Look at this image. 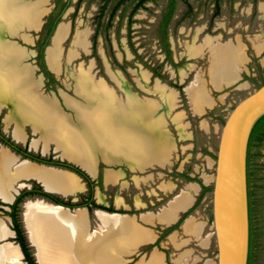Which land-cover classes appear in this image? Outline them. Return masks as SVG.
<instances>
[{
  "label": "rangeland",
  "instance_id": "rangeland-1",
  "mask_svg": "<svg viewBox=\"0 0 264 264\" xmlns=\"http://www.w3.org/2000/svg\"><path fill=\"white\" fill-rule=\"evenodd\" d=\"M58 1L26 0L24 7L30 9L40 6L42 15L39 21L43 23L55 10ZM121 1L70 0L69 7L63 13L58 25L60 27L61 24H66L69 27L68 34L60 45V66L59 68L51 67L49 62L50 68L47 66L52 71L54 82L48 83L50 80L39 67L37 54L43 30L30 26V19L24 22L26 24L29 22L27 26L24 24L17 27V30H1L0 42L11 46L14 50L24 51L22 66L35 68V79L41 81L42 93L55 97L61 104H63L64 97L79 100L80 95L76 88L78 74L81 70L89 71L96 81H104L114 87L119 95H123L128 90L137 97L154 99L159 86L175 90L180 100L179 110L186 111L194 137L187 143L178 141L179 156L170 170L155 169L149 172L153 176L151 186L146 185L137 190L131 185L124 195L128 200L140 195L139 197L146 202L144 210L129 213L154 212L176 194L187 190L190 182L198 183L202 186V192L197 197L194 208L189 211V215L193 217V221L204 222L205 233L208 234L213 226L214 183L212 180L208 184V178L211 176L214 179L215 175L213 166H209L208 158L216 160V157L207 149L211 147L217 154L221 130L230 112L241 100L264 84V0H177L176 10L168 27V39L172 50L171 61L166 60V52L159 33L160 19L164 10L169 6V0L147 1L133 15V18H130V14L140 0H126L114 12ZM64 3L65 0L61 6ZM57 32L58 29L54 33L55 37ZM82 32L87 33V47L75 51L74 57H70L75 39ZM208 39L215 40V42L218 40V44H236L242 54V61L237 67L238 79L233 84L221 90H213L209 83L211 95L216 104L204 115V118L211 119L210 123L218 126L217 134L212 140L203 138L197 133L200 118L192 116L185 94L187 87L194 83L198 85V75L203 77V81L208 82L209 80L207 70L211 64L210 54L195 58L186 55V49L189 46L194 44L199 46L204 42L206 45ZM51 47H53L52 41L45 50L49 51L48 48ZM214 58L213 71L216 78L220 66L215 55ZM238 62V60L235 61L233 67ZM152 69H157L159 76L156 77ZM6 113L5 111L0 115L2 120ZM31 137L37 138L36 136ZM189 144L193 146L182 151V148ZM56 148L60 149L57 145ZM61 151L65 155L63 150ZM54 153L61 159L60 153L55 151ZM106 168L113 169L102 165L100 166L102 173ZM126 178L130 181L129 173ZM165 182L174 183L176 187L168 197L160 200L162 193L157 190V187ZM205 183L209 186H205ZM203 187L210 190L205 192L200 199ZM251 190L254 201L252 264H264V140L253 150ZM101 193L104 194L107 205L113 206L114 188L112 186L103 187V190L96 188L95 197L98 199ZM27 202L21 207V223L24 230L23 213L27 215L30 205L40 203L48 205L37 199H30ZM6 209L9 208L6 207ZM2 211L0 209V219L4 220L13 230L11 218ZM184 216L178 224L167 229L154 226L153 229L158 235L157 241L143 247L127 264H135L143 257L150 255L154 249L166 254L167 264H175L174 259L189 249L192 250V256L180 264H200V259L198 260L197 257L203 259L201 263L209 257L212 258L214 255L209 251H205V256H203L204 250L198 247L196 240L189 242L179 250L170 244L169 236L173 230L179 233V239L190 237L180 229L184 224ZM89 227H91L89 228L91 236L103 234L105 231L104 227L103 230L101 229L94 214L89 215ZM170 228L174 229L167 232ZM27 240L29 242L28 238ZM14 241L15 238L5 239L0 241V245ZM13 244L16 245V243ZM29 245L31 246L30 242ZM22 261L26 262L24 259Z\"/></svg>",
  "mask_w": 264,
  "mask_h": 264
},
{
  "label": "crops",
  "instance_id": "crops-1",
  "mask_svg": "<svg viewBox=\"0 0 264 264\" xmlns=\"http://www.w3.org/2000/svg\"><path fill=\"white\" fill-rule=\"evenodd\" d=\"M18 3L19 7L22 9L25 8V0H20ZM20 21L21 26L25 24L23 17H21ZM213 45L215 46L214 48H217L218 46V49H216L218 51L226 49L227 47L231 48L236 54H238L237 58L240 60L238 59L239 62L233 67L235 78L229 83H219L217 82V79L214 76L215 72L213 71L215 54L209 45L206 46L204 42L199 46L194 44L186 49V55L191 58L202 57L210 54L209 58L211 60V64L207 70L209 76L208 82L203 81V77L198 75V85L194 83L185 89L186 98L188 100L192 116L200 118L199 130L197 133H199V135L203 138H208L209 140H212V138L216 136L218 130V126L210 123L211 119L204 118V115L209 110H212L216 104V101L211 95L209 83L213 90H221L230 86L238 79L239 71L237 67L242 61V54L239 53V47L236 44H218V40L216 42L214 40ZM195 47L200 50L198 54L191 51L192 48ZM16 51H18L17 53L23 55L22 59L17 60V66L23 69L26 68L30 72L28 80L23 82L20 86L21 91H24V94L22 93V95L26 100H29L38 106L51 104L55 109V116L58 115L70 128L75 127L84 133H87L90 128L98 130L97 137L94 141L91 140L89 144L93 157V161L91 163L93 171L79 162L78 159L68 155H63L61 151L62 149L58 150L56 148V143L53 141L50 142L48 144V148L45 149L40 131L36 130L33 123L24 121V119L21 118V112L24 109V105L20 103L19 99L14 101L11 97H2L0 100V115H2L5 111L7 112L3 119L4 131L7 134L12 135L14 140L23 144H26L31 136H36L37 138L31 137L30 139V147L33 150H40L43 154H49L53 148L55 152L60 153L61 159L67 160L81 167L93 179L98 177L100 166L104 165L106 167L113 168H106L103 172L104 187L106 188L112 186L114 188L113 205L117 210H123L125 213H111V215L115 214L123 217H129L135 229L132 237L121 243V247L115 253L119 264H127L143 247L154 244L157 241L158 235L153 229L154 226H161V229H167L178 224L183 218V215H185V218L183 219L184 224H182L180 229L190 237L188 239H179V233L173 230L169 236L170 244L174 246L175 249L179 250L184 248L189 242L196 240L198 242V247L204 250L203 256H205V251H209L210 253L212 252L214 255L212 258L209 257L204 260L203 263H201L203 259L201 257H197L198 260L200 259V264H218L217 241L214 225L212 226V231L206 234L204 222L193 221V217L189 215V211L194 208L198 199L197 197L202 192V186L200 184L190 182L187 190H182L172 199L168 200L164 206L159 208L158 211L154 212L144 211L138 214L129 213L142 209L144 210L146 208V202L139 197L140 195L136 198L131 197L129 200L124 195V192L130 189L131 185L137 190H140L141 187L146 185L151 186L153 176L152 174L150 175L149 172L155 169L170 170L179 156L178 141L181 143H187L193 139L194 132L191 129V123L187 120L188 115L185 110H179L180 100L178 93L175 90L159 86L154 99L137 97L128 90L125 91L123 95H119L114 87H111L106 82H103L108 92L112 95L113 103L104 108L105 110L102 114V122L97 120L98 122L93 124L90 112L94 111L97 107L96 103L100 101L97 95L90 96L88 93V95L82 93L78 86L76 89L80 95L79 100L64 97L63 104H61L55 97L44 95V93H42L41 81L35 79V68L22 66L24 51L17 49ZM235 53L233 54L235 55ZM194 90H202V93L204 94L205 98L201 101L200 105H197L192 99L191 94ZM138 107L148 109L147 118L145 119L143 117L145 120L142 118L140 119L137 116L136 111ZM65 109L70 113H68ZM95 112H97V110H95ZM50 113L53 112L50 111ZM106 125H110L113 129L114 137H111L107 133ZM172 130H174L175 134ZM94 134L95 133H92L93 136H95ZM126 136L128 142L124 143L122 137ZM147 139L151 141L150 146L146 145ZM111 141L114 142V144H111ZM192 146L193 145L189 144L188 146L183 147L182 151L186 148L190 149ZM207 150L217 157L214 149L208 147ZM208 160L209 166L211 167L212 165L214 170H216V160L211 157H209ZM28 164L31 165L34 170L39 171L42 169H53L72 175L77 179L79 186L77 189H73L66 193H64L62 189L57 190L49 188L43 179L27 175L25 173L23 169H25ZM2 169H5L2 177V191L3 194L9 197L10 200L5 199L3 196H0V199L8 204H12L15 201L16 196L20 193V190L31 188V183L33 181L42 185L46 192L57 194L65 198L77 197L80 193L85 191V185L77 174L71 171L37 164L30 160H23L21 157L12 153L10 149L5 147L0 149V170ZM127 172L130 174V181L126 178L128 175ZM212 178L213 177L211 176L208 178V184L213 180ZM204 185L209 186L206 183ZM175 187L176 184L171 182H165L157 187V190L162 193L160 194V200H163L164 197H168ZM183 193H189L191 195L192 199L190 204L186 208L179 210L172 221H167V210L170 209L171 204L179 199ZM98 199L107 205L104 194L101 193ZM79 209L86 210L89 218V212L86 208ZM99 212L103 211L96 210L94 215L103 230L104 226H102L103 224L98 217ZM187 215L189 216L187 217ZM198 228H200V230H198ZM89 235H91L90 230ZM191 256L192 250L189 249L174 259L173 262L175 264H180L183 260H186V258ZM154 257H157L159 264H167L166 254L158 249H154L150 255L143 257L135 264H149Z\"/></svg>",
  "mask_w": 264,
  "mask_h": 264
},
{
  "label": "bare ground",
  "instance_id": "bare-ground-1",
  "mask_svg": "<svg viewBox=\"0 0 264 264\" xmlns=\"http://www.w3.org/2000/svg\"><path fill=\"white\" fill-rule=\"evenodd\" d=\"M19 1L0 0V35L2 34L1 30H17V27L21 26V17H23L24 22L30 19V24L34 23L33 25L37 26L42 12L41 8L35 6L30 9L27 7L22 9L18 6ZM68 31V25H60L54 38L53 47L49 48L47 54L51 67L59 68L60 66V45L67 36ZM207 45L212 49L220 66L216 77L217 82H231L235 78L232 67L234 62L239 59L237 58L238 54L228 47L220 51L216 50L218 46L214 48L212 39L207 40ZM86 47L87 33L82 32L75 39L74 46L70 51V57H74L75 51ZM191 51L196 53L199 49L192 48ZM17 52L11 46L3 45L0 42V100L2 97H11L14 101L19 99L20 103L24 105L21 118L24 121L33 123L36 130L40 131L45 149L53 141L58 148L63 150L65 155L78 159L79 162L93 171L91 166L93 157L89 144L91 140L94 141L97 137L98 130L90 128L87 133H84L75 127L70 128L58 115L55 116V109L51 104L39 105V107L35 103L26 100L22 95L24 91H21L20 86L28 80L30 72L26 68L23 69L17 66V60L23 58V55ZM103 82H96L87 70H81L78 74L77 83L79 90L82 93L90 94V96L97 95L100 99L96 103L97 109L95 108L93 112H90L93 124L97 123V120L102 122L104 108L113 103L112 95L108 92ZM191 96L197 105H200L205 98L200 90H194ZM50 111L53 113H50ZM136 114L140 119L145 120L146 116H148V109L138 107ZM106 131L111 137H114L113 129L110 125H106ZM92 133H95V136ZM122 140L124 143L128 142L127 136L122 137ZM112 143L114 144L111 141ZM150 143L151 141L147 139L146 145L150 146ZM4 170H0V196L10 200L2 191ZM23 170L27 175L43 179L49 188L62 189L64 193L77 189L79 186L74 176L60 171L53 169L38 171L34 170L29 164ZM191 199L189 193H183L179 199L172 203L170 209L166 212L167 221H172L179 210L186 208L190 204ZM39 201L42 202L41 200ZM48 205L41 203L39 205L32 204L27 215L25 213V225L28 234L31 235V243L37 249L39 264H119L115 253L121 247V243L132 237L135 230L129 217L111 215V213L108 214L105 211L99 212L98 217L105 231L103 234L91 236L89 235V218L86 210L79 209L74 212L62 206ZM12 232L7 223L0 219V241L10 238L13 235ZM0 264H24L19 246L13 243L0 245ZM149 264H159L157 257L152 258Z\"/></svg>",
  "mask_w": 264,
  "mask_h": 264
},
{
  "label": "water",
  "instance_id": "water-1",
  "mask_svg": "<svg viewBox=\"0 0 264 264\" xmlns=\"http://www.w3.org/2000/svg\"><path fill=\"white\" fill-rule=\"evenodd\" d=\"M28 23H25V26ZM43 23L38 21L37 26L33 25L34 23H29V25L36 26L41 30ZM58 27L57 29H59ZM54 38L55 35L52 38V45ZM47 53L48 50L46 51V62L49 67ZM262 117H264V84L234 107L221 130L216 157V170L213 179V225L217 241L218 264L249 263L251 221L248 184V150L252 132ZM58 169L67 170L63 168ZM41 201L45 203L44 199ZM62 207L70 211L79 209ZM23 222L25 224V213H23ZM24 228L27 238L31 243L26 225ZM12 231L13 236L11 239L15 238L16 234L14 230ZM13 243L19 246L22 259H24L20 244L16 241ZM31 246L34 248V256L37 264H39L37 249L32 243ZM24 263L28 264L27 262Z\"/></svg>",
  "mask_w": 264,
  "mask_h": 264
},
{
  "label": "trees",
  "instance_id": "trees-1",
  "mask_svg": "<svg viewBox=\"0 0 264 264\" xmlns=\"http://www.w3.org/2000/svg\"><path fill=\"white\" fill-rule=\"evenodd\" d=\"M125 1L126 0H122L120 2V4L117 5V7L114 9V12ZM147 1H151V0H140L136 4L132 15H134L141 7H143ZM61 4H62V0H59V4H58V8H57L56 12L59 11L60 14L55 18V20H53L49 25L46 26L45 30L46 29L48 30L47 38L44 42H41L39 44V46L41 48L40 60L42 62V68L45 71L46 76L50 79V82H54L55 79H54L52 73L47 70L46 65L44 63V50L49 45L50 38L53 35V32L56 29V26L60 22L61 14L65 11V9L67 7V5H66L60 9ZM176 6H177V0H169V6L166 8V10H164V12L162 14V18L160 20V24H159V33L161 36L162 45H163L164 51L168 54V58L170 61H171V50H170V46H169V42H168V27H169V25L173 19V16H174V13L176 10ZM154 75L156 77L159 76L158 71L154 72ZM0 138H1L2 142H4L6 145L10 146L13 150H15L18 153L23 154V156L25 158L32 159L34 161L40 162V163L48 165V166H54V167L70 170V171L78 174L80 177H82L86 181L91 182V178L88 176V174L84 170H82L80 167H78L72 163L65 162V161L53 160L52 158H44V157L32 154V153L22 149L21 146L14 143L11 140V138H8L5 135H3L1 123H0ZM263 140H264V117H262L258 121V123L256 124V126L252 132V135L250 138V143H249V150H248V184H249V206H250V221H251L250 255H249V263L248 264L253 263V202L254 201H253V192L251 190V159L253 156L254 148L257 147L258 144L261 143ZM208 190H210V189L203 187V193H202L200 199L204 196L205 192H207ZM36 198H42V199H45L47 202L53 203L54 205H61V206L71 208V209L81 207L80 205H71V204L67 203L64 199H62L61 197L44 191V189L36 183L34 184L32 189H30V190L24 189L23 191H21V193L17 196L16 201L13 204H3L0 202L3 206H6L10 209V211H4V213L12 218L14 225L16 227V230H18V232L20 233L21 241H18L16 239H15V241L18 244H20L21 249L23 251V254L26 256V262L28 264H37V262H36V258L34 256L35 251L32 252V250H34V248L29 245V242H28L27 236H26V232L23 229V225L21 223V212H22L21 207L28 200H30V199L35 200ZM94 207L96 209L107 211L109 213H124L122 211H117L114 208H107V207H102V206H98V205H94ZM173 229L174 228H170L167 230V232H169Z\"/></svg>",
  "mask_w": 264,
  "mask_h": 264
},
{
  "label": "flooded vegetation",
  "instance_id": "flooded-vegetation-1",
  "mask_svg": "<svg viewBox=\"0 0 264 264\" xmlns=\"http://www.w3.org/2000/svg\"><path fill=\"white\" fill-rule=\"evenodd\" d=\"M64 0H62V2H63ZM69 3H70V0H65V3H64V5L63 6H60V9L61 8H63L64 6H66L67 5V7H66V9L69 7ZM58 4H59V1H58ZM58 4H57V6L55 7V10L54 11H52V13L46 18V20L44 21V26H42V30H43V37H42V39H41V41H40V43L41 42H44L45 40H46V38H47V32H48V30L46 29L45 30V28H46V26L47 25H49L53 20H55V18L60 14V12L58 11V12H56V10H57V8H58ZM65 9V10H66ZM65 12V11H64ZM63 12V13H64ZM63 13L61 14V17H62V15H63ZM132 13H133V11H132ZM132 13L130 14V18H133V15H132ZM161 20V19H160ZM60 23V22H59ZM59 23H58V25H59ZM58 25L56 26V29H55V31L57 30V27H58ZM55 31L53 32V35L51 36V38H50V41H52V38H53V36H54V33H55ZM168 42H169V39H168ZM169 46H170V44H169ZM40 47V46H39ZM48 47V46H47ZM170 50H171V48H170ZM40 53H41V48L39 49V51H38V54H37V56H38V63H39V67H40V69H41V71L45 74V76H46V73H45V71L43 70V68H42V62H41V60H40ZM45 56H46V50H44V63L46 64V68H47V70L49 71V72H52L47 66V62H46V59H45ZM166 60H168V61H170L169 60V58H168V54L166 53ZM171 60H172V50H171ZM152 72H157V69H152ZM47 77V76H46ZM49 79V78H48ZM50 80V79H49ZM48 83H51L50 81H48ZM0 123H1V127H2V133H3V135H5L6 137H8V138H11V140L14 142V143H16L17 145H19V146H21V148L22 149H24V150H26V151H28V152H30V153H32V154H35V155H38V156H41V157H44V158H52L53 160H58V161H65V162H69V161H67V160H63V159H60L59 157H57L56 155H55V153H54V149L52 148L51 149V152L49 153V154H43L40 150L39 151H35V150H33L31 147H30V139H31V137L29 138V140H28V142L26 143V144H23V143H19V142H17L16 140H14V138L12 137V135H10V134H7L5 131H4V123H3V120L0 118ZM2 147H5V148H8V149H10V151L12 152V153H14V154H16L17 156H19V157H21V159H23V160H30V161H32V162H35V163H37V164H41V165H45V164H42V163H40V162H37V161H34V160H32V159H29V158H25L24 156H23V154H21V153H18V152H16L15 150H13L10 146H8V145H6L4 142H2V140H1V138H0V149L2 148ZM69 163H72V162H69ZM72 164H74V163H72ZM75 165V164H74ZM46 166H48V165H46ZM79 167V166H78ZM70 171V170H69ZM85 171V170H84ZM86 172V171H85ZM87 173V172H86ZM76 174V173H75ZM88 174V173H87ZM78 175V174H77ZM79 176V175H78ZM88 176L91 178V182H88V181H86L85 179H83L82 177H80L81 178V180H82V182L84 183V185H85V194H82L81 195V193L77 196V197H69V198H64V197H62V196H60V195H57V194H54V195H57V196H59V197H61L62 199H64L67 203H69V204H71V205H80L81 207L80 208H86L87 210H88V212H89V215H93V214H95V211L96 210H98V209H96L95 207H94V205H98V206H102V207H107V208H114L115 210H117L115 207H114V205L113 206H109V205H105L103 202H101V201H98V199L95 197V190H96V188H100L101 190H103V187H104V178H103V173H102V171H101V169H100V171H99V174H98V177L96 178V179H93L89 174H88ZM38 184V185H40L39 183H37V182H35V181H33L31 184H32V186H31V188H25V189H28V190H30V189H32L33 188V186H34V184ZM42 188H43V186L42 185H40ZM44 189V188H43ZM24 190V189H23ZM22 190V191H23ZM45 191V190H44ZM49 193V192H48ZM20 194V193H19ZM18 194V195H19ZM17 195V196H18ZM17 196H16V198H17ZM78 198V199H77ZM37 200H42V198H36ZM45 200V199H44ZM15 201H16V199H15ZM14 201V202H15ZM49 201V200H48ZM0 202L1 203H3V204H8V203H5V202H3L1 199H0ZM13 202V203H14ZM12 203V204H13ZM45 203H48V204H50V205H54L53 203H51V202H47L46 200H45ZM0 209L1 210H3L2 212H4V211H10V209H6V206H3V205H1L0 206ZM117 211H120V210H117ZM124 212V211H123ZM125 213V212H124ZM11 218V217H10ZM11 220H12V218H11ZM12 227H13V230L15 231V239L16 240H18V241H21V237H20V233L18 232V230H16V227H15V225H14V222H13V220H12ZM24 260L26 261V256L24 255Z\"/></svg>",
  "mask_w": 264,
  "mask_h": 264
}]
</instances>
